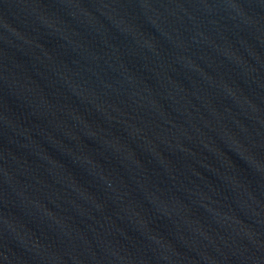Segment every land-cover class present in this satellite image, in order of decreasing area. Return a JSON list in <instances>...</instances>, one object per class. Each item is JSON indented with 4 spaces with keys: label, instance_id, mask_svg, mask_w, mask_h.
<instances>
[{
    "label": "water",
    "instance_id": "water-1",
    "mask_svg": "<svg viewBox=\"0 0 264 264\" xmlns=\"http://www.w3.org/2000/svg\"><path fill=\"white\" fill-rule=\"evenodd\" d=\"M0 264H264V0H0Z\"/></svg>",
    "mask_w": 264,
    "mask_h": 264
}]
</instances>
